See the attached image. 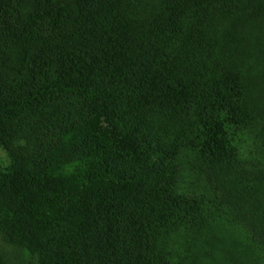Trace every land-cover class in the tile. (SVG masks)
I'll return each instance as SVG.
<instances>
[{"label": "trees", "instance_id": "obj_1", "mask_svg": "<svg viewBox=\"0 0 264 264\" xmlns=\"http://www.w3.org/2000/svg\"><path fill=\"white\" fill-rule=\"evenodd\" d=\"M224 21L264 24V0H0V144L14 153L25 136L36 147L0 169L9 242L38 264H202L200 253L162 252L166 236L211 231L232 223L231 212L245 226L226 199L179 194L165 168L175 149L104 103L131 91L195 112L202 151L232 162L235 137L253 122L241 72L206 79L186 67L192 47L215 43ZM260 212H251L245 244L264 264Z\"/></svg>", "mask_w": 264, "mask_h": 264}, {"label": "rangeland", "instance_id": "obj_2", "mask_svg": "<svg viewBox=\"0 0 264 264\" xmlns=\"http://www.w3.org/2000/svg\"><path fill=\"white\" fill-rule=\"evenodd\" d=\"M153 9V5L147 7L144 15L148 16ZM215 30L217 41L203 47H192L186 67L194 73H203L206 79L218 72H241L245 103L253 122L248 131L235 137L237 155L232 162L216 161L211 154L202 151L205 133L197 116L193 115L195 112L183 115L179 108H169L166 101L161 106L152 104L146 96L131 91L125 99L109 98L104 103L116 104L124 110L140 124L156 146L175 149L165 168L175 174V187L179 194L218 202L226 199L233 204L232 207L235 205L242 210L239 212L240 220L245 226H237V216L231 212L232 223L220 222L213 225L211 231L181 230L169 234L162 243V252L189 259L200 253L202 264H230L235 257L239 258L236 264H261L260 256L245 244L248 236L245 227L253 217L251 212L254 208L264 214V24L244 22L234 29L230 21H224ZM215 30H212L213 34ZM180 49L174 46V51ZM12 147L14 153L0 144V169L3 171L14 167L17 159L33 156L36 149L29 145L25 136L15 139ZM26 149L31 152L24 155L22 151ZM208 254L216 260L209 261ZM0 264H38V260L26 248L9 242L0 228Z\"/></svg>", "mask_w": 264, "mask_h": 264}]
</instances>
